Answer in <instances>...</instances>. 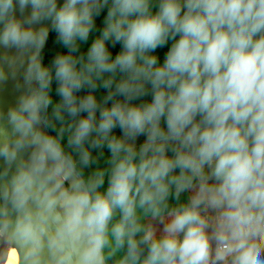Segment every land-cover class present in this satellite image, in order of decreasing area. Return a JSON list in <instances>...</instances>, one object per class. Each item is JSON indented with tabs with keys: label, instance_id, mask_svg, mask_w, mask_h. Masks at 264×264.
<instances>
[{
	"label": "clouds",
	"instance_id": "obj_1",
	"mask_svg": "<svg viewBox=\"0 0 264 264\" xmlns=\"http://www.w3.org/2000/svg\"><path fill=\"white\" fill-rule=\"evenodd\" d=\"M44 19L67 50L47 66ZM0 44L13 75L28 54L0 157L34 146L0 232L54 264H264V0H0Z\"/></svg>",
	"mask_w": 264,
	"mask_h": 264
},
{
	"label": "water",
	"instance_id": "obj_2",
	"mask_svg": "<svg viewBox=\"0 0 264 264\" xmlns=\"http://www.w3.org/2000/svg\"><path fill=\"white\" fill-rule=\"evenodd\" d=\"M62 3L63 0H57L58 6ZM28 12H30V6L25 9V15L28 14ZM16 15L17 17L20 16L18 10ZM40 24L47 26L50 33L52 29L50 19H44L40 21L36 25V27H38ZM18 55V50L15 47H5L4 45L0 44V68L3 69V72L5 74L4 79H0V129H3L6 133L11 132V126L7 119V113L9 109L16 106L19 96L23 92L27 91V87L24 84L23 78V73L27 66V53L24 57L25 63L23 66L19 65V60L17 59V70L15 75L12 74L10 61L14 58H17ZM40 129L46 135L51 136L48 127L41 124ZM33 151L34 146H27L22 151L18 152L17 159L13 161L10 166L6 163L3 157H0V176L3 177V181L6 182L10 180L11 177L16 173L17 169L22 164H26L31 159ZM64 186L68 187L69 182L65 181ZM9 247L16 249L18 261L20 259V264H54L46 244L43 250L38 255L32 256L29 254L27 248L22 247L19 243L14 241L8 233L3 232H1L0 235V264H5Z\"/></svg>",
	"mask_w": 264,
	"mask_h": 264
},
{
	"label": "trees",
	"instance_id": "obj_3",
	"mask_svg": "<svg viewBox=\"0 0 264 264\" xmlns=\"http://www.w3.org/2000/svg\"><path fill=\"white\" fill-rule=\"evenodd\" d=\"M105 14H106V11L102 12L101 15L96 18L95 23H96L97 31L92 33V34H90L88 42L81 46V52H86L87 48L90 46L92 40L99 34V29H101L103 27V23L102 22H103V18H104ZM168 46L169 45H165L163 48H158L156 50V55H158V57H159L161 62L163 61L164 55L167 52ZM120 47H121L120 44H117L115 47H111V45H109V50L112 53V55L115 56L119 52ZM66 51L67 50L65 48H63L60 44L57 43V35H56L55 31L51 29V31H50V33H49V35L47 37V40L45 42V45H44V47L42 49V52H41L42 63L47 66L48 64H50V62L54 59V57L58 53L59 54H63V53H66ZM55 88H56V84H55V81H54L53 85H52V93H51L54 102L58 101V99H59V97L56 95ZM104 92H105V90L100 89L96 93L97 97L99 98L100 96H102L104 94ZM147 99H150V97H148ZM48 129H49V131L51 133V136H55L56 135V132L53 129H51L49 127H48ZM114 134L120 135V130L118 128L115 129L114 130ZM66 139H67V137L65 135V141H64L65 144H66ZM67 150L68 149H66V151ZM104 152H105V156H107V149H105ZM93 155L95 156L96 152H93ZM100 166L101 167L104 166L103 159L100 160ZM94 167L95 166H93V168ZM91 170L92 169H88L87 172L85 171V176H87L88 173ZM174 203L175 202L170 199V201H169L170 206L174 205ZM209 212H210V210H209ZM150 217L151 216H148V217L144 218L142 220V223L145 224V225L150 224V225L154 226L155 228L158 227V225H161L162 227H164V223H166L167 220L170 218L167 215H165L160 220H156V219H153V218L150 219ZM152 220H154V221H152ZM121 255H122V252L114 253L110 258L105 260L106 264H116V262L118 261V259L120 258Z\"/></svg>",
	"mask_w": 264,
	"mask_h": 264
},
{
	"label": "rangeland",
	"instance_id": "obj_4",
	"mask_svg": "<svg viewBox=\"0 0 264 264\" xmlns=\"http://www.w3.org/2000/svg\"><path fill=\"white\" fill-rule=\"evenodd\" d=\"M143 140H144V137L141 136V137L138 139L137 143H138V144H139V143H142ZM85 171L87 172L88 169H85ZM191 194H192L191 192H185V193H182V194H181V197H180V202H181V203L186 202L187 199H188V197H189ZM208 215L211 217V216L214 215V213L210 210V212H208ZM151 218H152V217H150V219H151ZM169 219H170V218H169ZM152 221H154V220H152ZM147 225H150V224H147ZM155 229L157 230V235H159V234L162 233L163 227H162L161 225H158V227H156ZM0 235H1V232H0Z\"/></svg>",
	"mask_w": 264,
	"mask_h": 264
},
{
	"label": "bare ground",
	"instance_id": "obj_5",
	"mask_svg": "<svg viewBox=\"0 0 264 264\" xmlns=\"http://www.w3.org/2000/svg\"><path fill=\"white\" fill-rule=\"evenodd\" d=\"M14 248H8V255L5 264H18V255L16 251H13Z\"/></svg>",
	"mask_w": 264,
	"mask_h": 264
}]
</instances>
